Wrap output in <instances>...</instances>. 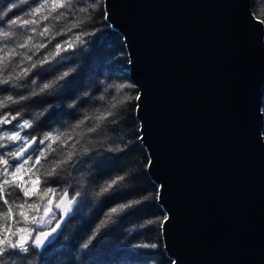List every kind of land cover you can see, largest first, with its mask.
Here are the masks:
<instances>
[{"label":"water","instance_id":"obj_1","mask_svg":"<svg viewBox=\"0 0 264 264\" xmlns=\"http://www.w3.org/2000/svg\"><path fill=\"white\" fill-rule=\"evenodd\" d=\"M139 89L175 264H264V26L251 0H104Z\"/></svg>","mask_w":264,"mask_h":264},{"label":"trees","instance_id":"obj_2","mask_svg":"<svg viewBox=\"0 0 264 264\" xmlns=\"http://www.w3.org/2000/svg\"><path fill=\"white\" fill-rule=\"evenodd\" d=\"M2 2H6V0H0V3ZM12 2L18 3V0H12ZM92 2L93 0H88L89 4ZM95 2L101 8L105 6L104 0H95ZM251 7L257 17L264 18V0H251ZM19 8L27 10L28 6L20 5ZM17 13L22 14L19 9ZM85 15H91L93 19L82 29H74L73 31H91L94 28H100L103 30L102 38H99L101 34H97V38L84 37L89 43L78 45L75 51L61 53L62 57L67 58L62 61L65 67H60L53 61L51 66L44 65L43 69L34 70L40 72V75L35 77L37 84H42L54 78L55 75H59L62 71L68 70L69 67L76 68L77 73L73 74L76 77L73 85L70 88L54 87L30 101L22 102L24 107L20 108L26 115L18 119L28 118L34 121V127L26 130L29 135L42 137L47 132L53 134L65 132L74 137V140L64 145L62 150L54 144L53 147H57L58 150L49 157V160L60 156L61 151L66 153L72 150L71 145L75 143L76 159L83 161L82 165L77 164L75 168L69 167L65 174L58 178L49 177V183L44 184L43 172L48 164L42 160L43 168L37 165L36 168L32 169L36 173L33 176L38 175L40 177L37 191L42 194L45 187L58 190L69 187V195H71V186L80 183L81 187L78 190L85 193L84 199L87 202V207H84L74 219L68 221L62 235L55 241L54 247L48 249L46 253L32 257L33 264H172L173 259L167 255L164 248L162 230L159 228L141 229L139 227L146 218L163 217L165 211L161 210L163 208L160 204L158 208L151 203L145 204L141 206L139 211L131 212L121 218L114 217L116 226L108 229L107 234L99 244L90 249L82 248L84 241L82 233L102 217L103 213L110 207L129 199H139L144 195L154 194L159 187L149 175L148 168H145L149 159L147 150L142 142L136 139L137 136L141 135L135 108L137 104L135 97L139 94V89L129 75V56L124 38L107 20H104L103 15L98 14L95 10ZM81 18L83 16L77 14V19ZM70 21L71 17L68 21H52L51 23L55 24L56 27L52 28L51 34L55 35L56 31L69 24ZM70 35L71 33L66 36H56L47 50H51L55 43L67 39ZM47 39V37L37 38V41L44 42ZM93 40L95 43H92ZM57 60H60V57H57ZM24 82L27 83V78ZM121 83L127 85V88L122 90L123 94L132 97V99L118 109L120 114L117 119L120 122L109 126L115 128V131L106 130L104 136L88 133L87 128L91 126V121H86L79 128L74 129L76 123L85 115L91 116L97 110L107 107L112 96L119 97L121 93H117L113 88L107 86ZM98 85L100 90H97ZM6 87L0 86V95L7 96L16 93L27 95L24 89L3 91ZM30 87L35 86L30 85ZM105 87H107L106 92L104 91ZM86 93L87 95H85ZM101 95L104 96L102 101L98 99ZM18 107L17 105H10L0 112H7ZM40 113H44V115L41 116ZM12 114L14 115L15 112L13 111ZM13 123L16 122L13 121ZM3 127L6 130L12 128L11 125H4ZM109 140L112 143H108ZM121 141H126L129 145L125 152L118 151V148L123 146ZM102 142L104 143V150H100ZM85 147L90 149L88 153L83 152ZM109 148H116L117 151H108ZM6 150L0 149V151ZM28 167H31V162ZM125 174H127L125 181L116 190L99 194L100 188L105 185L106 181ZM49 198L53 199L54 207L56 198L52 197V194L45 196L43 202L39 195H32L27 200L29 204L41 205L39 209L41 215L43 203ZM17 200L18 203H23L24 197L21 192L18 193ZM0 203L2 204V202ZM6 210V206L0 207V211ZM19 211L21 209L14 207L12 210L13 217L18 218L17 213ZM22 211L29 218L36 214L35 209L29 208L27 204ZM23 226L21 224V227ZM29 226L37 227L30 223ZM137 243H157L160 247L157 249L132 247Z\"/></svg>","mask_w":264,"mask_h":264},{"label":"snow or ice","instance_id":"obj_3","mask_svg":"<svg viewBox=\"0 0 264 264\" xmlns=\"http://www.w3.org/2000/svg\"><path fill=\"white\" fill-rule=\"evenodd\" d=\"M20 5H27L28 9L19 8ZM18 9L22 14L17 13ZM93 10L103 15L105 21L108 19L106 4L101 8L95 0L91 4L88 3V0H31V2L30 0H18V3L6 0V2L0 3V86H7L3 91L24 89V92L27 93V95L23 93L0 95V110L8 108L10 105L19 106L17 109L0 112V149H7L6 151H0V177H3L0 179V202H2L0 207L6 206L7 209L6 211H0V264H33L32 257L46 253L48 249L54 247L55 241L62 235L68 221L74 219L84 207H87V202L84 199L85 193L78 190L81 187L80 183L71 186V195H69V187L60 190L45 187L42 194L38 191L29 190V187L26 186L29 183L32 186H38L40 183L38 175L36 179H32V176L36 175L32 169L36 168L37 165L43 168L42 160L48 164L43 172L44 184L49 183V177L58 178L65 174L69 167L75 168L77 164L82 165L83 161L76 159L75 143L71 145L72 150L66 153L61 151L60 156L49 160V157L58 150L57 147H53L54 144L62 150L64 145L74 140V137L65 132L55 134L47 132L42 137L29 135L26 130L34 127V121L28 118H18L26 115L24 111L20 110L24 107L22 102L30 101L43 93H47L48 90L54 87L70 88L73 85L76 78L73 74L77 73L76 68L69 67L68 70L62 71L59 75H55L54 78L42 84H37L35 77H38L40 72L34 70L43 69L44 65L51 66L53 61L60 67H65L62 61L67 58L62 57L61 53L75 51L78 45L89 43L84 37L97 38V34H101L99 38H102L103 30L100 28H94L91 31H73L74 29H82L84 25L93 19L91 15H85ZM77 14H80L83 18L77 19ZM69 17H71L70 23L61 27L55 32V35H52V28L56 25L51 22L68 21ZM253 19L264 26V18L254 16ZM69 33L71 35L67 39L55 43L51 50H47L56 36H66ZM45 37L48 39L44 42L37 41V38L43 39ZM92 43H95V40ZM41 50L46 51L42 52ZM57 57H60V60H57ZM44 71H47V69H44ZM26 78L27 83L24 82ZM61 82H63V85H61ZM30 85L35 87H30ZM107 87L113 88L115 92L121 93V95L119 97L112 96L107 107L97 110L93 115H85L83 119L76 123L74 129L79 128L86 121H91V126L87 128L88 133L104 136L106 130L115 131V128L109 126L120 122L117 119L120 114L118 109L130 102L132 97L123 94L122 90L127 88L124 83L108 85ZM107 87L104 88L105 92ZM97 90H100L99 85ZM98 99L102 101L104 96L101 95ZM135 100L139 101L140 95H137ZM135 108L139 109L138 103ZM13 111L15 112L14 115L12 114ZM40 115L43 116L44 113H40ZM13 121L16 123H13ZM4 125H11L12 128L6 130L3 127ZM136 139L142 140L143 137L137 136ZM108 143H112V141L109 140ZM121 144L123 146L119 147L118 151H127L129 148L128 143L121 141ZM41 145L43 147H40ZM100 150H104L103 142ZM89 151L88 147L83 148L84 153ZM108 151H117V149L109 148ZM30 162L31 167H28ZM151 164V159H148L145 168L147 169ZM26 168L30 174L28 181H25L22 175V170ZM126 177L127 174L118 175L110 181H106L105 185L100 188L99 194L116 190L125 181ZM65 183L67 182L65 181ZM161 188L162 186H159L154 194L144 195L139 199H129L110 207L103 213L102 217L82 233L84 237L82 248L90 249L99 244L107 234L108 229L116 226L114 217L121 218L131 212L139 211L142 205L149 203L158 208L161 199ZM16 189L23 193L24 198L39 195L42 202L45 196L52 194V197L56 198V202L54 207L52 198L44 202L43 215H40L41 205L29 204L27 199H24L23 203H18ZM25 204L29 208H34L36 214L29 218L22 211ZM14 207L21 209L17 213L18 218L12 215ZM161 210L165 211L163 217L146 218L139 227L141 229L159 228L163 230L170 220V216L166 210ZM57 211L59 215H56ZM45 217H50V219L45 220ZM53 220L55 221L54 226L44 227V225H51ZM29 223L37 227H30ZM21 224L24 226L21 227ZM132 247L157 249L160 246L157 243H137ZM172 264H175V261H172Z\"/></svg>","mask_w":264,"mask_h":264},{"label":"rangeland","instance_id":"obj_4","mask_svg":"<svg viewBox=\"0 0 264 264\" xmlns=\"http://www.w3.org/2000/svg\"><path fill=\"white\" fill-rule=\"evenodd\" d=\"M22 175H23V179L25 180V181H28L29 180V173L27 172V168L26 169H24V170H22ZM3 177H0V179H2ZM32 179H36V176H32ZM26 186H28L29 187V190L30 191H37V189H38V186H32L30 183H29V185H26ZM16 192L17 193H19V192H21L19 189H16ZM22 193V192H21ZM22 195H23V193H22ZM24 199H27V198H24ZM0 205H2L1 203H0ZM59 214V212L57 211L56 212V215H58ZM41 215H43V210H42V212H41ZM47 219H50V217H45V220H47ZM54 223H55V221L53 220V222H52V224L51 225H44V227H51V226H54Z\"/></svg>","mask_w":264,"mask_h":264}]
</instances>
